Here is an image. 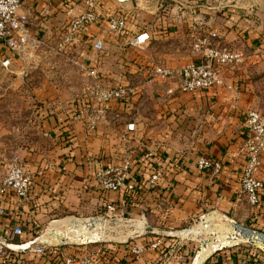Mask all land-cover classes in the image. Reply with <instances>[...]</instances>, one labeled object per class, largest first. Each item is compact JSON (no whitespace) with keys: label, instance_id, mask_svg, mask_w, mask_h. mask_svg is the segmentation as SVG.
Returning <instances> with one entry per match:
<instances>
[{"label":"crops","instance_id":"1","mask_svg":"<svg viewBox=\"0 0 264 264\" xmlns=\"http://www.w3.org/2000/svg\"><path fill=\"white\" fill-rule=\"evenodd\" d=\"M199 1H191L198 2V9L188 13L186 20L191 22L192 19L195 25L191 23V26L196 30L203 29L223 36L224 41H231V47L241 51L244 56L241 63L225 70V76L232 82L233 89L220 87L196 93H180L174 90V85L171 86L169 89L173 90V95L164 110L162 130L145 138L137 133L134 123L132 131L127 130L126 124H117L127 109L116 102L105 107L106 114L99 119L94 134L82 120L75 118L89 103L87 99L73 98L65 108L56 107L41 112L44 115L40 120L42 135L51 144L20 153L19 162L32 174L33 181L25 201H19L12 194L0 196V232L11 231L16 225L21 226L23 231L31 226L36 232L40 224L57 223L66 218H102L105 204L113 201L119 208L120 220H140L144 216L147 221V231L131 242L142 244L159 238L162 244L157 249H148L133 258L126 254V245L113 246L112 258L107 261L102 258L98 264H264V252L252 244L227 245L217 250L210 244L204 249L200 244L195 247L193 254L187 251L188 242H181L176 248L177 233L195 221L206 219L210 214L238 223L244 218L248 227L256 230L264 226V202L260 210L250 209L241 191L243 155L231 158L232 152L240 151L243 147L244 113L254 107L255 95L250 76L262 65L264 58L261 54L264 47V22L240 18V13L234 10H231V14L221 13L230 16L231 28L223 17L212 16L205 22V10L200 8L203 5ZM58 2L30 0L35 34L41 32L56 37L60 33L65 18L63 12L56 8ZM245 3L251 7V1ZM45 7L51 9L50 17L41 15ZM80 9V6H75L73 12ZM101 28L92 26L88 34L82 37L83 40L91 38ZM140 31L146 30H139L136 34ZM147 33L150 39L151 34ZM127 38L129 49L144 46L134 47L129 43L134 36ZM76 46H84L79 52L80 56L93 60L94 51L90 43L80 42ZM192 61H198L193 52ZM87 62L84 60L82 65ZM126 148L130 153L127 157L132 158L130 178L141 187V191L131 196L104 193L97 184V174L127 158L122 154ZM146 151L153 152L152 161L142 164V155ZM201 156L221 162L222 170L218 176L198 168L197 161ZM260 163L262 172L258 177L264 181V154ZM8 166L9 156L0 150V175L6 172ZM150 167H154L159 178L156 183L148 185L145 183L152 173ZM68 234L71 235L70 232ZM31 236V232L26 230L21 242L11 247L20 252L21 264H42L43 260L40 261V257L30 247L21 248L35 239ZM42 239L43 243L52 241L51 238ZM102 246L106 247L107 244ZM53 254L56 259H64L62 252ZM33 256L38 258L30 261ZM98 256L99 253L92 257L91 264H97L94 261Z\"/></svg>","mask_w":264,"mask_h":264},{"label":"rangeland","instance_id":"2","mask_svg":"<svg viewBox=\"0 0 264 264\" xmlns=\"http://www.w3.org/2000/svg\"><path fill=\"white\" fill-rule=\"evenodd\" d=\"M93 1L98 3L104 14H110L116 10L114 0ZM191 1L135 0L132 7L129 8L132 13H128L130 33L126 31L127 33L119 38L106 34L104 24L101 25L100 28H102L97 29L96 33L105 37L104 48L101 53H94L93 60L79 55L84 46L77 47L75 45L68 52H56L52 46L60 33L55 37L39 32L38 38L47 42L46 47L34 48L25 56L22 54L15 56L16 60L8 69L0 67V150L9 156V163L13 158L19 162L21 152L51 144L42 135L43 131L40 127V120L44 116L41 115V112L45 110L56 107L65 108L73 98H80L89 101V109H93L98 118L104 116L105 110L100 115L96 111L102 108L100 96L102 90L115 88L126 90L123 102L126 104L127 113L117 124L125 126V124L134 123L137 133H140L142 138L151 137L161 132L164 110L173 95L168 93V89L173 85L171 80L156 79L150 74L152 68L155 66L173 70L181 68L192 59V45L198 38L204 36H208L213 45H225L229 49H235L231 47V41H224L223 36L206 32L203 29L196 30L192 27L195 23L192 19L190 22L186 18L189 16L188 13L198 9L196 7L198 2ZM246 1H251V7L245 3V0H200L199 2L203 5L200 8L205 10V12L203 11L205 22L212 16L223 17L225 23L227 21L226 24L230 27V16L221 13L231 14V10L238 11L241 15L240 18L245 17L250 18L253 22H264V0ZM31 18L30 16V28L34 33L36 30H33L35 27L32 26L33 19L31 20ZM191 23H193L192 26ZM205 26L209 27L206 24ZM139 30H146L151 34L150 42L142 48L129 49L127 37L135 36ZM211 34H215V36ZM84 60L89 62L82 65ZM90 60L92 61L90 62ZM250 78L255 95L253 109L264 117V58H262V65L253 71ZM83 123L85 122L83 121ZM94 131L91 134H94ZM122 154L126 157L129 156V149L126 148ZM260 169L259 166V173L262 172ZM249 208L256 207L250 206ZM64 220L52 224L50 222L40 224L36 228L35 238L53 231L67 229L68 225L64 223ZM205 220L210 222V226L191 235L193 238L181 241L188 242L187 251L192 254L196 250L195 247L200 245L196 238L205 239L208 238L209 232H214L216 236L218 233H229L231 230L225 224V220L216 214H210ZM247 223L242 218L239 224L250 228ZM63 225L66 226L63 227ZM258 229V231L264 232V226ZM24 232H26V228H24ZM108 232V236H110L114 230L109 228ZM50 238L51 242L44 243L45 250L62 252L64 259H71L72 264L92 258L100 252L101 245L105 243L103 241L80 244L81 241H84L82 239L81 241L77 240L74 244L59 245L53 241L54 238L51 236L46 235L45 239L50 240ZM103 239L107 240L108 237L103 236ZM41 240L43 241V239ZM11 242L20 243L21 238L14 237ZM236 244L250 243L239 240L228 245ZM18 258L4 264H21ZM30 261L34 260L30 259Z\"/></svg>","mask_w":264,"mask_h":264},{"label":"built area","instance_id":"3","mask_svg":"<svg viewBox=\"0 0 264 264\" xmlns=\"http://www.w3.org/2000/svg\"><path fill=\"white\" fill-rule=\"evenodd\" d=\"M135 0H114L116 5L115 12L104 14L98 3L93 0H78V3L71 7H64L62 12L65 21L60 30L57 41L52 46L56 52L65 53L71 50V47L80 42L90 43L94 53H101L104 48L105 37L101 34H94L91 38L84 39L92 26H101L104 24V32L112 36L120 37L125 34L128 27L129 4ZM30 0H0V67L8 69L12 66L15 56L27 55L34 48L46 47L47 42L39 39L38 35L33 33L30 28ZM75 6H80L78 12H73ZM49 7L43 8L41 15L51 16ZM215 36V34H211ZM149 35L146 31H140L129 41L134 47H141L149 42ZM192 52L197 56L198 61H192L179 69H170L163 66H155L151 73L156 79L171 80L175 91L180 93H196L226 87L233 89L225 76V70L228 67L238 65L243 61V54L236 49H229L225 46L213 45L208 36L200 37L192 45ZM264 55V47L261 49ZM153 80L152 78L150 79ZM125 89L115 88L112 90H102L100 93L102 99V108L97 109L99 115L104 112L108 104L115 102L124 103ZM172 89L168 93H172ZM90 104L84 106L75 118L85 122L87 128L92 132L97 127L98 120L94 110H90ZM88 107V108H86ZM244 141L240 151L231 153V158L236 159L243 155L244 166L240 177V187L247 203L251 207H257L260 204L261 195L264 191V182L259 179V166L261 156L264 154V117L256 110L249 109L244 113ZM127 130H134V124H127ZM153 157L152 151H146L142 155L144 162L150 161ZM197 166L202 171H208L213 176H218L222 170L221 162H213L205 157H199ZM132 168V158L127 157L113 166L101 170L97 174V184L102 191L114 192L131 196L138 194L141 187L130 178ZM159 174L152 171L145 184L156 183ZM33 181L32 174L13 158L9 163L6 172L0 175V196L12 194L19 201L28 199L30 187ZM144 184V185H145ZM105 213L103 219H119V208L108 201L105 204ZM1 213V212H0ZM24 231L21 226L16 225L11 231L0 232V264L11 262L12 259L19 257L18 251L9 244L12 237L21 238ZM27 242L30 250L38 256H42L45 251L44 243L38 238ZM45 242V241H44ZM159 238L147 243L138 244L129 242L128 249L136 257L142 255L148 249H157L161 244ZM48 243V242H45ZM43 244V245H41ZM100 253V252H98ZM19 259V258H18ZM93 258L80 261V264H91ZM63 264H72V260L62 259Z\"/></svg>","mask_w":264,"mask_h":264},{"label":"water","instance_id":"4","mask_svg":"<svg viewBox=\"0 0 264 264\" xmlns=\"http://www.w3.org/2000/svg\"><path fill=\"white\" fill-rule=\"evenodd\" d=\"M132 5L133 3L129 4V6ZM199 222H201L203 228L210 226L208 220L202 219L200 221H195L193 225L180 230L176 235L178 239L176 248L183 239L193 238L191 235L194 232V227L199 226ZM224 222L231 230L229 233H226V242L216 245L213 249H221L229 243L245 240L264 252V232L247 228L233 220L226 219ZM64 223L68 225L67 229H61L58 232L53 231L50 233L51 237L54 238L55 243L59 245L74 244L77 240L81 241L82 239L84 241H81L80 244H91L103 241L109 243H129L134 238L142 237L148 227L144 216L140 220H120L115 218L103 219L99 217H91L85 220L65 219ZM109 228L114 230L110 236H108ZM69 232L73 233L70 237L66 236ZM103 236L108 237V239L104 240ZM207 236L208 238L205 239L202 237L196 238L204 249H206L209 244L213 243V241H216L214 240V232H209ZM21 248H28V244L21 246Z\"/></svg>","mask_w":264,"mask_h":264},{"label":"trees","instance_id":"5","mask_svg":"<svg viewBox=\"0 0 264 264\" xmlns=\"http://www.w3.org/2000/svg\"><path fill=\"white\" fill-rule=\"evenodd\" d=\"M76 3H78V0H59L58 6H56V8H57L58 11H62L64 7H71L74 4H76ZM129 13H132V12L129 11ZM131 18H132V15H131ZM116 103H119V102H116ZM119 104H122L125 107V104L124 103H119ZM142 164H144V161L142 162ZM146 166H148V165L146 164ZM150 170L154 171V167H150ZM263 202H264V198H263V194H262L261 195L260 204H259V206L256 207V209H259L260 210V208L262 207L261 204ZM26 230L31 232V235H32L31 238L32 239H34L36 237V235H35L36 232L33 230V228L31 226L29 228L26 227ZM9 244L10 245H13V244H16V243L11 242V240H10L9 241ZM106 244H107L106 247L102 246L98 258H96V260L94 261L97 264L100 263V262H102V258H105V261H107V260H109V259L112 258V256H113L112 250L114 248L113 246L122 247L123 245H126V248H125L126 254L129 255L131 258L136 257L135 255H133L129 251V249H128L129 243H109V242H105L102 245H106ZM53 253H54V251H52V250H50V251L45 250L44 251V254L42 256H38V257H40V261L43 260L42 261L43 262L42 264H63L62 260L60 258L59 259H56V256ZM38 257L33 256V257H31V259L34 260L35 258H38ZM114 264H125V263H122V262L121 263L120 262L118 263V262H116Z\"/></svg>","mask_w":264,"mask_h":264},{"label":"bare ground","instance_id":"6","mask_svg":"<svg viewBox=\"0 0 264 264\" xmlns=\"http://www.w3.org/2000/svg\"><path fill=\"white\" fill-rule=\"evenodd\" d=\"M207 217V216H206ZM210 219V218H209ZM213 226H214V224H213ZM203 227L201 226V222H199V226H197V227H195L194 228V232H193V234L192 235H195L196 233H198L199 232V230L200 229H202ZM226 230V229H225ZM205 232V231H204ZM204 232H202V233H204ZM51 233V232H50ZM50 233L49 234H46V235H48V236H51L50 235ZM226 233L227 232H221V233H216L217 235L215 236V239L214 240H216V241H213V243H211L210 244V246L211 247H215L216 245H218V244H222V243H224V242H226ZM46 235H43V236H41V239L44 237V238H46ZM67 236V235H66ZM203 236V235H202ZM209 249V248H208ZM205 258V257H204ZM203 258V259H204Z\"/></svg>","mask_w":264,"mask_h":264}]
</instances>
